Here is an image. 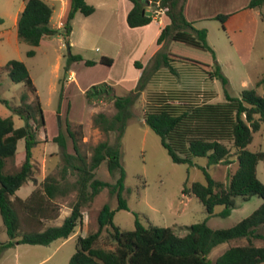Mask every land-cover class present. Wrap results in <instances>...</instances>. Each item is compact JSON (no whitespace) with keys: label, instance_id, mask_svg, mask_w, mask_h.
<instances>
[{"label":"trees","instance_id":"1","mask_svg":"<svg viewBox=\"0 0 264 264\" xmlns=\"http://www.w3.org/2000/svg\"><path fill=\"white\" fill-rule=\"evenodd\" d=\"M132 8L126 16L129 27H141L149 24L156 11H163L169 22L161 29L156 40L159 49L150 59L151 72L170 61L180 60L195 64L210 77H218L227 84V79L219 70H212L213 50L206 43L207 32L197 29L193 22L184 15L186 0H129ZM264 0H250L246 9L260 10ZM94 7L86 0H70V6L63 23V31L50 25L52 7L43 0H26L17 21L18 40L35 47L45 36L71 33V21L77 11L90 15ZM230 14H218L212 19L224 24ZM196 39V40H194ZM199 43V44H198ZM168 45V47H167ZM166 49L164 50V48ZM196 50L210 53L191 54ZM30 50L28 55H33ZM79 54L69 53L68 62L83 61ZM112 58L102 56L101 64L112 65ZM85 65L93 66L94 60H84ZM136 68L143 69L134 91L126 96L113 94V86L102 82L90 86L84 93L87 102L107 96L113 100L116 112L112 116L97 113L92 123L104 133L117 132V142L98 143L93 150L90 161L80 153L78 137H81L82 125L77 130L67 126L68 136L72 140L75 153L66 151L64 135L55 136L52 141L59 144L64 157V165L58 176L47 175L30 194L22 199L15 195L22 185L29 180L36 181L32 148L38 143L37 132L44 127L42 108L38 97L28 102V94L22 93L18 104L0 98L13 114L25 121L21 127H14L12 116H0V217L9 237L0 242V254L8 247L23 243L30 245H48L57 239H67L75 230L82 218V210L105 187L115 195L118 201L116 209L104 204L97 217V230L76 241L74 253L68 264H262L264 263V244L256 245L255 241L264 242V184L257 177V165L264 160V151L253 152L247 147L253 139V132L264 126V95L255 89H244L239 97L225 92L226 100L222 102H197L192 99H172L164 93L147 95L143 113L145 124L160 138L161 145L175 163L193 165L197 157L207 158L208 165H229L237 157V170L228 175L226 183L216 181L205 167H201L205 183L195 182L182 189L184 195H194L205 207L208 216L214 215V207H224L222 216L230 214L235 207V197L249 199L256 195L262 199L261 204L247 217L236 224L225 228H211L206 221L187 226L183 235L176 233L172 227H161L149 224L144 226L136 218L132 230H123L113 223L115 211L127 209L123 197L125 171L120 161V138L131 116L130 107L145 86L146 67L134 61ZM11 81L24 83L26 88L35 93L36 89L24 63L11 59L0 67ZM146 80V79H145ZM256 87L264 86V73L256 82ZM25 140L23 162L14 170L7 169V162L16 154L17 142ZM234 151V152H233ZM106 160L111 174L118 173L114 184L94 177L95 169ZM68 174L74 175L70 181ZM76 192V199L71 212L60 225H49L43 229L21 230L24 222L41 223L42 219L57 215L55 199ZM49 212L53 214L50 216ZM110 226L109 236L114 246L106 248L98 245L104 228ZM245 239L246 243L227 248L213 262L208 258L211 250L218 244L235 239Z\"/></svg>","mask_w":264,"mask_h":264},{"label":"rangeland","instance_id":"2","mask_svg":"<svg viewBox=\"0 0 264 264\" xmlns=\"http://www.w3.org/2000/svg\"><path fill=\"white\" fill-rule=\"evenodd\" d=\"M24 1L26 0H0V67L11 59L22 61L36 89L35 93L30 92L24 83L11 81L0 70V98L18 104L22 93L28 94V102H33L37 96L44 118V127L37 132L38 143L31 152L33 173L37 180H29L16 190L15 195L22 199L47 175H59L64 157L59 144L52 141L55 136L64 135L67 153H75L67 133L68 123L74 130L78 129L77 124L82 125L78 146L88 162L98 143L117 142V132L104 133L92 123V117L97 113L112 116L116 112L113 100L104 96L87 102L84 93L92 85L108 82L113 86V94L126 96L134 91L143 70H138L127 60L133 53H117L122 20L115 11L116 0H86L95 9L87 16L80 11L75 13L69 36L63 32L45 36L35 47L19 41L17 37L14 15ZM43 1L54 7L50 25H59L60 0ZM210 7L227 10L231 5L229 7L223 3H213ZM261 10L264 13V6ZM257 12L240 13L225 28L215 19L193 23L195 28L206 30V43L215 57L212 70H219L226 77L225 86L220 78L210 77L200 67L188 62L173 60L168 66L154 72H151L149 63L146 66L143 80L145 86L130 107L131 116L119 140L120 161L125 171L123 197L127 203V209H119L113 216L114 225L120 229H134L136 218L144 226L151 224L172 227L180 235L186 232L187 226L202 221H206L211 228H225L247 217L261 204L259 196L254 195L246 200L237 196L235 207L229 215L222 216L224 207L218 205L214 207V215L209 217L198 198L182 194V189L195 182L205 183L201 167H205L216 181L226 183L228 175L238 168L237 157L233 156L231 160L234 162L229 165H208L205 157L195 158L191 166L175 163L161 145L159 136L143 119L147 95L154 93H164L174 98L173 103L180 98L197 102H222L226 100V91L232 97H239L244 89H255L259 95H264V86L255 85L264 73V20L260 18V10ZM30 50L34 51L33 55H28ZM69 53L79 54L84 60H94L97 63L93 66L85 65L84 60L69 63ZM190 53L211 56L204 50ZM102 56L116 59L114 65L101 64L99 59ZM0 116H12L14 127L25 124L23 119L1 102ZM247 148L253 152L264 151V126L253 132V139ZM24 152L25 140L20 139L14 158L7 162L8 170L19 167L24 160ZM94 172L95 178L109 184H114L118 178V173L111 174L108 171L106 160ZM257 177L264 184V160L258 162ZM68 179L73 181L75 176L68 174ZM75 199V191L55 199L52 203L57 210L55 217L42 219L40 224L24 222L21 230L60 225L70 214ZM104 204H108L111 209H116L118 205L117 198L107 187L83 208L80 222L67 239H57L48 245L15 244L2 251L0 264H68L75 251L77 238L97 230V217ZM50 214L53 213L49 212ZM111 230L110 226L104 228L98 240L99 246H114L109 236ZM8 239L0 217V242ZM244 243L246 240L243 238L220 243L211 250L208 258L213 262L230 246ZM255 244L263 245L264 242L256 240Z\"/></svg>","mask_w":264,"mask_h":264},{"label":"crops","instance_id":"3","mask_svg":"<svg viewBox=\"0 0 264 264\" xmlns=\"http://www.w3.org/2000/svg\"><path fill=\"white\" fill-rule=\"evenodd\" d=\"M249 1L250 0H186L184 4V15L188 21L195 23L197 21H202L205 19H212L218 14H230V17L224 24L225 28L228 22L240 13L246 11H258L257 13H259V10L257 9H246ZM213 3H223L225 6L227 5L230 7L231 5V7L227 10L212 8L210 7V5H213ZM24 5L25 1L22 3V5H20L17 13L14 15V21L16 22V24L20 12L24 8ZM69 6L70 0H60L58 13V16L60 18L59 25L54 26L51 24L52 27L62 30L64 20L69 10ZM51 7L54 10V7ZM131 8L132 3L129 0H116L115 11L117 16H119L122 20L121 28L119 31V35L121 34L119 41L120 43L119 47L117 48V53H133V55H131L130 57L128 56L130 59H126L129 60L133 65L134 61H139L142 65V68H145L150 62L151 57L160 47V45H157L156 40L158 38V35L160 34L161 29L169 22V19L165 16L163 11H156L154 19L149 24L141 27L131 28L126 23V16ZM259 15L261 18V14ZM152 43L154 44L152 45ZM151 45L152 47H150ZM112 60L113 61L111 66L114 65L116 59L113 58Z\"/></svg>","mask_w":264,"mask_h":264}]
</instances>
